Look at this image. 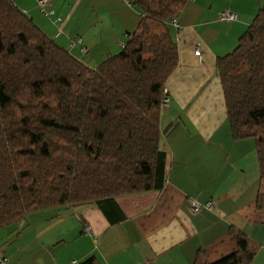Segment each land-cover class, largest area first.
Returning a JSON list of instances; mask_svg holds the SVG:
<instances>
[{"label": "trees", "instance_id": "obj_1", "mask_svg": "<svg viewBox=\"0 0 264 264\" xmlns=\"http://www.w3.org/2000/svg\"><path fill=\"white\" fill-rule=\"evenodd\" d=\"M188 1L129 0L136 28L90 67L0 0V228L53 206L95 205L110 217L118 196L163 188L159 118L177 65L169 24ZM216 70L232 136L255 140L264 183V3ZM255 206L264 209V190ZM230 233L233 252L207 263L199 251L193 264H252L257 244ZM78 264L101 262L90 254Z\"/></svg>", "mask_w": 264, "mask_h": 264}, {"label": "crops", "instance_id": "obj_2", "mask_svg": "<svg viewBox=\"0 0 264 264\" xmlns=\"http://www.w3.org/2000/svg\"><path fill=\"white\" fill-rule=\"evenodd\" d=\"M12 1L90 67L118 53L141 16L121 0H86L95 11L86 30L75 17L82 0H50L53 12L48 16L37 0ZM261 4L189 0L175 24L170 22L177 65L165 82L167 102L159 118L160 146L166 153L163 188L118 196L112 217L95 205L61 207L56 218L27 225L22 232L4 226L0 253L6 264H78L90 254L101 264H193L199 251L212 263L236 249L231 227L257 244L251 263L264 264V209L255 206L264 183L255 140L233 138L216 70L217 58L237 45ZM224 10L236 19L220 20ZM60 30L65 33L58 34ZM197 44L200 58L194 54ZM194 201H212L213 207L192 212ZM12 231L17 234L10 239Z\"/></svg>", "mask_w": 264, "mask_h": 264}, {"label": "rangeland", "instance_id": "obj_3", "mask_svg": "<svg viewBox=\"0 0 264 264\" xmlns=\"http://www.w3.org/2000/svg\"><path fill=\"white\" fill-rule=\"evenodd\" d=\"M260 1H261V3H264V0H260ZM82 2H85V3H82V5H80L78 7V9H77V12L78 13H76V15H75V17L76 16L79 17V20H77L76 18H74L72 20V22H75L77 20L78 23H79L78 26L82 25V26H85L87 28L88 27L87 23H89L88 20L89 19L90 20L92 19V15H95V11H94V8L92 7L91 3H89L86 0H82ZM50 3L51 2H49V4L46 6V9H51L50 8V6H51ZM127 6H131V5H127ZM53 17H54V15L53 16H50V18H53ZM90 23H92V22H90ZM69 26H71V23L69 24ZM86 30H90V29L87 28ZM98 30H100L99 27H98ZM55 31H58L57 30V27H56V30ZM64 33H65V30H60L58 32V34H64ZM76 43H81L80 39H79V41H76ZM59 208H61V207H55V206H53V207H47V208H44V209H39V210H36V211H32L29 214H27L25 217L19 219L15 223L11 224L14 227L13 230L15 231L17 229L19 232H22L23 230L26 229L27 225L28 226L29 225H33V224L35 225V224L43 221L44 219H52L53 216L56 215V211ZM54 218H56V217L54 216ZM68 222L65 224L66 226L68 225ZM16 234H17V232L16 233L13 232L12 235L10 236V239L13 238V237H15Z\"/></svg>", "mask_w": 264, "mask_h": 264}, {"label": "built area", "instance_id": "obj_4", "mask_svg": "<svg viewBox=\"0 0 264 264\" xmlns=\"http://www.w3.org/2000/svg\"><path fill=\"white\" fill-rule=\"evenodd\" d=\"M123 1L125 4L130 5L129 0H121ZM50 0H37V4L38 7L40 8V11L45 15L48 16L50 14H52V10L51 9H46V6L49 4ZM236 16L233 12L228 11V10H224L219 14V19L220 20H224V21H232L235 20ZM171 23L175 24V21L172 20ZM75 41H79V38H76ZM194 54L195 56H197L198 58L201 57V51H200V45L197 44L196 48L194 50ZM167 102V99L164 98V100L161 103V107H163ZM205 207L207 209H211L213 207V202L212 201H207L206 203H204V205H201L200 203L197 202H192L191 203V211L192 212H198L201 207ZM6 259L1 255L0 253V264H6Z\"/></svg>", "mask_w": 264, "mask_h": 264}]
</instances>
